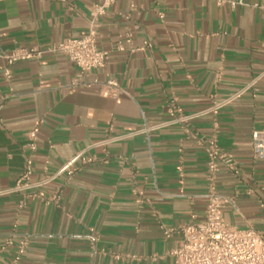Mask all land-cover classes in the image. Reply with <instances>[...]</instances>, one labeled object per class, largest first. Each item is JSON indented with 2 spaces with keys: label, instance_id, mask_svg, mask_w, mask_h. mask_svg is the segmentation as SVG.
I'll return each instance as SVG.
<instances>
[{
  "label": "crops",
  "instance_id": "obj_1",
  "mask_svg": "<svg viewBox=\"0 0 264 264\" xmlns=\"http://www.w3.org/2000/svg\"><path fill=\"white\" fill-rule=\"evenodd\" d=\"M101 1L0 0V50H45L77 37ZM243 1L115 0L98 28L107 64L83 76L67 56L45 53L13 63L8 80L0 56V247L13 237L0 264L24 237L16 264H177L180 236L164 230L203 221L213 137L239 166L238 175L221 166L215 180L234 202L226 222L264 230V158L254 157L252 141L264 131V0ZM146 41L151 47L138 50ZM109 79L119 82V99L99 93ZM239 92L216 116L168 125L172 105L194 114ZM35 127L33 180L46 160L54 171L85 148L96 162L47 188L61 187L59 206L28 200L19 209L22 195L8 191ZM106 139L118 140L98 145Z\"/></svg>",
  "mask_w": 264,
  "mask_h": 264
},
{
  "label": "built area",
  "instance_id": "obj_2",
  "mask_svg": "<svg viewBox=\"0 0 264 264\" xmlns=\"http://www.w3.org/2000/svg\"><path fill=\"white\" fill-rule=\"evenodd\" d=\"M115 0H102L95 4L88 20V28L77 37H68L59 44H55L45 50L38 48H18L10 54H4L0 50V56L5 58L7 66L3 68V76L10 79L12 76L11 66L19 60L33 57H41L45 53L63 54L79 70V76L91 73L94 70L105 68L109 57V51L101 48L98 44V28L100 19L106 15L107 10ZM217 5L229 4L233 8L245 5L243 0H216ZM161 17L162 14H160ZM127 41L131 42V34L128 33ZM151 47L146 41L145 45L138 50ZM116 49L125 50L122 40ZM135 49L132 48L131 51ZM256 81L251 82L243 91L249 89ZM99 93L119 99L121 88L116 79H109L101 84ZM242 92L234 94L223 102H213L212 106L194 114H185L178 107L172 105L169 109L171 120L168 125L187 126L194 119L205 115H217L221 108L233 102ZM148 127L143 133H149L152 129ZM118 139H106L98 145L106 147ZM254 157L264 158V131H254L252 134ZM25 158L23 172L16 181L13 188L8 193L22 195L18 208H23L28 200H38L47 205L59 206L62 199V189L55 186L52 191L47 192V188L60 179L70 180L83 167L96 162L95 155L89 154L88 148L82 149L74 156L64 161L54 171H50V162L46 160L42 167L40 179L33 180L34 157L38 150L37 128H33L27 133V141L24 145ZM205 151L208 157V181L209 189L207 193V203L205 215L202 222L189 223L179 228L164 230L166 236L177 234L180 236L179 245L171 251L177 264H264V230L252 227L239 228L229 225L224 217V210L227 206L234 204L233 200L218 193L215 185L217 175L224 166L235 175L239 174V166L235 158L228 153L222 152L215 137L206 141ZM16 227V226H14ZM13 244V237H9L5 244L0 247V254ZM29 245L28 237H24L18 242L14 259L9 264H16L26 253Z\"/></svg>",
  "mask_w": 264,
  "mask_h": 264
}]
</instances>
